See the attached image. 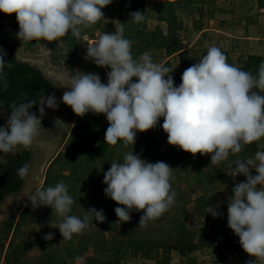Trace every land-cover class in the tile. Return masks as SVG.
Returning <instances> with one entry per match:
<instances>
[{"label": "clouds", "instance_id": "obj_1", "mask_svg": "<svg viewBox=\"0 0 264 264\" xmlns=\"http://www.w3.org/2000/svg\"><path fill=\"white\" fill-rule=\"evenodd\" d=\"M113 0H0V13H15L18 23L16 38L21 43L44 40L58 41L68 34L88 39L85 29L104 16L102 9ZM133 23H141L144 14H129ZM123 23L113 33L104 32L87 47L85 60L99 68H107V83L97 73L76 72L59 77L58 88H66L61 103L83 117L91 112L103 115L108 122L104 142L108 145H132V151L122 162H113L104 173V195L115 202L118 221L128 222L130 212L143 210L139 225L160 217L174 203L171 190L173 169L164 161L155 163L133 154L138 132L154 129L161 118L167 143L185 153L210 156L211 164L225 161L230 154L241 152L243 145L264 138V62L257 76L227 62L219 47L212 45L206 55L188 67L177 86L169 69L153 62L148 53L134 59L132 42L123 35ZM6 53L0 49V73L5 66ZM9 67L11 65L9 64ZM167 74V75H166ZM39 105L36 113L30 111ZM54 95L42 96L39 103L22 102L14 105L4 126L0 127V164L8 154L15 155L30 149L41 127L45 109L58 108ZM56 124H63L57 119ZM254 171L255 174H252ZM30 166L18 169L25 178ZM244 176L236 183L227 198V227L238 237L240 247L250 257L264 260V151L254 158L237 161L227 173ZM12 198L6 201L11 203ZM75 203L68 186L58 182L55 186L37 191L31 196L33 208L47 207L62 217L57 229L64 240H72L87 227L90 218L98 223L105 220L103 209L90 208L83 219L72 215ZM0 205V220L4 219ZM220 205L207 211L219 217ZM45 240H52L48 233ZM77 261L81 258L77 257ZM248 264H257L256 260Z\"/></svg>", "mask_w": 264, "mask_h": 264}, {"label": "trees", "instance_id": "obj_2", "mask_svg": "<svg viewBox=\"0 0 264 264\" xmlns=\"http://www.w3.org/2000/svg\"><path fill=\"white\" fill-rule=\"evenodd\" d=\"M180 1L163 0L161 8L157 11L158 24L171 23L172 25V27L169 25L166 34L158 26L150 32L144 26L145 33L140 31L142 41L145 35H150L146 45L131 46L134 59L139 58L145 50H151L153 62L167 67L168 74L173 77L177 86L181 83L183 72L197 63L189 56L187 48L183 47L178 33L180 24L176 23L175 5ZM126 8L128 13L125 18L131 22L132 26H136L129 15L133 8L130 9L128 4ZM123 26L125 28V24ZM17 28L15 13L12 15L0 13V49L6 53L4 56L6 63L3 72L0 73V127L6 124L14 105L28 101H35L38 104L42 96L48 97L56 91L53 83L38 68L17 59L9 41L10 34ZM88 38L95 39L92 33ZM70 39L79 42L82 38L71 35ZM81 43L83 46L87 45L83 39ZM155 53L160 56L157 57ZM174 55L178 56L182 65L178 74L171 71L170 62L166 60ZM225 55L228 63L250 72L253 76L258 75L259 67L264 62V57L260 55H247L236 62L231 61L227 54ZM93 68L101 74L107 71V68H99L95 64ZM253 90L264 95V91ZM38 108L39 105H33L30 111L40 114ZM47 110L46 108L45 112ZM86 116L92 121L87 129L91 139L86 140V135L71 136L68 140L70 149L60 152L50 162L40 190L63 181L75 201L70 214L82 219L86 216L90 217L86 211L94 207L97 210L103 209L105 220L102 223L92 218L88 220L83 232L73 236L79 238V242L76 243L79 248L68 250V261L64 262L63 255L59 253L60 244L63 243L62 252L71 248L69 244H73L71 240H64L59 231L54 229L63 218L50 208L35 209L32 205H26L20 211L14 228L12 222H5L0 226V242L3 244L7 242V250L4 254L3 247H0V261L3 260L0 264H75L76 258L80 257L87 248L92 251V258L87 261L88 264H121L126 256L151 260L154 264H172L170 255L173 252L182 260L204 250H209L211 256L220 261L215 264H219L227 254L243 251L240 244L232 240L233 233L227 227V208L224 206L227 205V198L233 194L234 185L244 182L246 178L242 175L233 177L226 173L235 166L237 161L254 158L257 151H264V138L252 144L243 145L241 152L230 154L219 164H211L208 155L197 153L193 156L169 145L167 134L161 127L163 118L154 129L143 133L138 132L133 145V154H139L148 162L167 163L173 169L170 192H175L174 203L165 213L147 224L139 225L143 210L131 211L128 222L118 221L114 209L119 205L105 197L106 185L102 183L104 173L109 170L110 164L122 162L123 156L132 151V145L125 147L122 141L115 146L105 143L104 136L108 125L104 126L103 141H100L92 132L100 130L96 127V120L104 119L105 116L91 112ZM81 127L84 125L81 124ZM85 143L88 146L87 150L77 155V147ZM34 154L35 151L27 149L15 155H6V162L0 164V203L7 196L21 191L25 179L18 175V169L25 164L31 168L35 162ZM252 174H255L254 171ZM208 204L210 206L219 204V212L222 215L213 217L208 214ZM201 217L205 220L199 223ZM34 219L39 221L40 227L44 230L41 246L54 245L57 248L54 253L42 248L36 249L41 252L40 255L29 253L33 249L31 243L33 239L25 231ZM50 232L53 233V239L45 240V235ZM66 243L67 247H65ZM180 264H183V261Z\"/></svg>", "mask_w": 264, "mask_h": 264}, {"label": "rangeland", "instance_id": "obj_3", "mask_svg": "<svg viewBox=\"0 0 264 264\" xmlns=\"http://www.w3.org/2000/svg\"><path fill=\"white\" fill-rule=\"evenodd\" d=\"M163 0H113V2L102 9L104 16L97 23L85 29L86 35L91 33L95 38L107 31L113 33L121 27V23L125 24L124 37L132 42V45H139L141 47L146 45V41L150 35H145L142 41V33L144 26L148 32L154 30L156 26L161 29L164 34L167 33L171 23H157V11L161 8ZM126 4L130 5L132 12L140 11L144 14V20L141 23H135L132 26L131 22L125 17L128 10ZM176 23L180 24L179 35L183 47L189 51V56L198 63L210 46L215 45L220 50L227 54L231 61L236 62L239 58H244L247 55H260L264 57V0H181L179 4L175 5ZM123 19V20H122ZM173 24V23H172ZM172 27V25H170ZM174 26V24H173ZM124 27V26H123ZM129 27V28H128ZM132 28V29H131ZM140 34H139V33ZM143 33H145L143 31ZM147 34V33H146ZM203 35V36H201ZM71 34L60 38L58 41L47 42L44 40L32 41L23 43L20 46L21 53L25 57L41 54V51H49L50 68L63 70L71 75L76 72L81 73H97L99 74L102 83H107V72L101 74L98 70L93 68L94 63L91 60H85L86 45L83 46L81 39L79 42H74L70 39ZM84 40V39H83ZM85 41V40H84ZM150 56L151 50L143 52ZM157 54V53H155ZM160 56L157 54V57ZM163 59V57H162ZM160 60V59H159ZM166 60L170 62V69L172 72L178 74L181 71L182 65L177 55H174ZM89 116V115H88ZM63 128H59L53 124H41V129L38 136L58 137V144L52 155L49 157L42 169L40 181L26 194L16 208L10 215L0 221V226L3 223L12 222L13 228L16 225L20 211L26 206L31 205V196L39 191L44 183L46 171L50 162L60 153L70 149L69 138L77 134L85 136L86 140L91 139L90 133L87 132L88 126L92 121L87 119L86 114L83 117L76 116L71 108L62 114ZM96 127L98 130L92 132L97 135L100 141H103V128L108 125L106 118L96 120ZM81 124L84 127H81ZM88 133V134H87ZM88 146L86 143L77 147V155L85 153ZM227 208V205L224 206ZM29 225L25 231L32 239V248L30 254L40 255L41 252L36 249H47L53 252L57 249L54 245L41 246L42 235L44 230L40 227L39 221H35ZM205 219L201 217L199 223ZM12 228V230H13ZM86 233H84L85 235ZM11 235V233H10ZM61 238V237H60ZM232 240L239 243L238 237L232 235ZM79 242L78 237H73L69 247L62 252L63 243L60 244L59 253L63 255V260L68 261V250L79 248L76 243ZM3 247V254L7 250V242L1 243ZM67 247V243L66 246ZM67 251V252H66ZM67 253V254H66ZM79 261L75 264H88L87 261L92 258V251L87 248L82 253ZM172 264H215L219 260L213 258L209 250H204L192 254L188 257L181 258L175 253L170 255ZM256 260L257 264H264V260L248 256L244 251L227 254L226 258L219 264H248L250 260ZM1 260L0 262H2ZM220 262V261H219ZM121 264H154L151 260H143L141 258L125 257Z\"/></svg>", "mask_w": 264, "mask_h": 264}, {"label": "water", "instance_id": "obj_4", "mask_svg": "<svg viewBox=\"0 0 264 264\" xmlns=\"http://www.w3.org/2000/svg\"><path fill=\"white\" fill-rule=\"evenodd\" d=\"M18 30L19 28H17L13 33L10 34V40H9L10 45L14 49V53L17 59L21 62L28 63L38 68L41 71V73L47 79H49L55 86L56 91L53 95L55 96L57 100V104L59 106L55 110L48 109L47 112H45L43 116L41 117V124L55 125V121L57 119L62 121V114L66 110H70L69 107L65 106L63 103L60 102L63 93L65 91H68V89L56 87L59 84L58 78L62 76L66 77L67 75H69V73L63 70L50 68L49 51L47 52L41 51V54L39 55L25 57L21 53V49H20V46L23 43H21V41H19L16 38V33L18 32ZM37 116L40 117V114H37ZM55 126L59 128H63V124H56ZM57 144H58V137H48V136H37L36 137L33 146L30 148L33 151H35V154H34L35 162L30 168V174L24 178L25 184L23 188L18 194L7 196L4 199V201L0 203V205H5L6 201H8L9 198H12V202L6 204V210H3L4 219H6L10 215V213L16 208V206L21 202V200L26 196V194L40 181L43 166L45 165L49 157L52 155V153L56 149Z\"/></svg>", "mask_w": 264, "mask_h": 264}, {"label": "built area", "instance_id": "obj_5", "mask_svg": "<svg viewBox=\"0 0 264 264\" xmlns=\"http://www.w3.org/2000/svg\"><path fill=\"white\" fill-rule=\"evenodd\" d=\"M97 38H95V39H87V40H85V42L87 43V45H86V48L87 47H89L95 40H96ZM86 51H87V49H86ZM92 62V61H91Z\"/></svg>", "mask_w": 264, "mask_h": 264}]
</instances>
